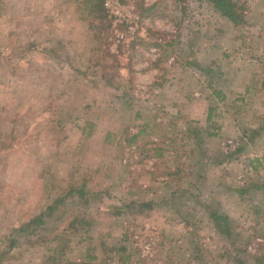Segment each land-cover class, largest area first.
Instances as JSON below:
<instances>
[{"label":"rangeland","instance_id":"1","mask_svg":"<svg viewBox=\"0 0 264 264\" xmlns=\"http://www.w3.org/2000/svg\"><path fill=\"white\" fill-rule=\"evenodd\" d=\"M244 1L235 27L208 0H126L142 28L115 42L78 0H0V264H259L264 131L240 127H264V87L229 80L264 73V5ZM83 182L88 203L65 196Z\"/></svg>","mask_w":264,"mask_h":264},{"label":"trees","instance_id":"2","mask_svg":"<svg viewBox=\"0 0 264 264\" xmlns=\"http://www.w3.org/2000/svg\"><path fill=\"white\" fill-rule=\"evenodd\" d=\"M126 2V0H121ZM177 3L185 2L186 0H175ZM213 8L224 18H226L230 23L235 26H243L247 25V6L246 1L244 0H208ZM78 14L82 19H86L90 22L89 27L91 29H97L98 24L93 23V21L98 20L99 22L103 21L106 18V14L103 8V1L102 0H78ZM168 44H171L170 42ZM201 69V68H200ZM211 71V70H210ZM212 83H209V86H212ZM213 92L220 93L219 90H214ZM212 107H210V113L208 115V119L211 117ZM260 129L263 127H259ZM260 134V133H259ZM264 180V179H263ZM259 188V185L257 186ZM261 191L264 190V183L260 185L259 188ZM247 188H242L241 192L245 193ZM264 192V191H263ZM86 191V183L83 182L81 184H72L67 190L65 196H69L71 199L78 198L79 201L83 203H88L89 198L87 196ZM63 201L62 199L54 200L52 203L48 204L45 209L36 216H33L25 223H22L21 226L18 228V232L21 235L28 236L34 235L37 230L44 224L43 216L45 214H51L52 210H54L55 206L58 205L60 202ZM140 206L142 207H149L148 203L141 202ZM207 209V216L209 220L213 222V225L219 233L225 232L231 234L232 226L230 225L229 217L222 212L218 204L215 208L209 205L206 206ZM259 212V210H257ZM115 213H119V211H115ZM78 223L76 216L72 218L68 224L70 229L74 228ZM87 225L90 223L86 221ZM54 259V257H51ZM256 260L258 263L264 264V256L257 257ZM236 264H246V262L242 259L238 260Z\"/></svg>","mask_w":264,"mask_h":264},{"label":"built area","instance_id":"3","mask_svg":"<svg viewBox=\"0 0 264 264\" xmlns=\"http://www.w3.org/2000/svg\"><path fill=\"white\" fill-rule=\"evenodd\" d=\"M106 15L111 23L114 41L134 39L140 34L141 17L134 11V6L121 0H102ZM248 245V250H253L257 243L264 244V238L257 236ZM254 247V248H253Z\"/></svg>","mask_w":264,"mask_h":264},{"label":"crops","instance_id":"4","mask_svg":"<svg viewBox=\"0 0 264 264\" xmlns=\"http://www.w3.org/2000/svg\"><path fill=\"white\" fill-rule=\"evenodd\" d=\"M264 0H262V2H261V6H263L264 4ZM248 13V12H247ZM252 13V11L249 13V14H251ZM247 19H248V14H247ZM249 21V20H248ZM264 27H262L261 28V26H259V29H261V31L260 32H262V29H263ZM240 67H241V65H238L237 63H236V67L233 69V75H232V77L233 76H235V78H232L231 77V80H229V81H231L230 82V84H231V86H232V83H236L238 86H237V89H241V88H243V92L244 93H246V95L247 96H249V95H251V94H254L255 92H254V87L258 84V81H259V79H260V83H262V88L264 87V84H263V82H264V73H262V75L261 76H259V75H255V74H253L252 76H250V74H249V72L248 71H244V70H241L240 69ZM229 71H231V70H229ZM232 72H230V74H231ZM225 74H223V76H224ZM243 76L245 77V79H243ZM249 79V80H248ZM248 80V81H247ZM239 82V83H238ZM254 86V87H253ZM263 91V90H262ZM241 92V91H240ZM261 94H263V93H261ZM252 113H254V111H252ZM257 113V112H256ZM243 125H245V126H243ZM243 125H241V129H242V131L244 132V131H248V134L247 133H245V135H246V137H245V139H246V141H247V144L249 145V144H257L256 143V137H258V135H259V133L261 134L263 131H264V127L263 128H259V126H255V125H252V124H247L246 122H245V124H243ZM262 136V135H261ZM255 140V141H254ZM223 210H224V213L228 216V217H230V214H229V212H233V211H231V210H225L224 208H223Z\"/></svg>","mask_w":264,"mask_h":264}]
</instances>
